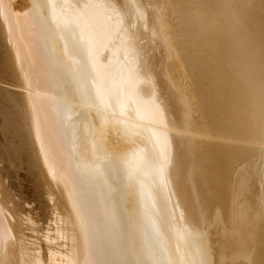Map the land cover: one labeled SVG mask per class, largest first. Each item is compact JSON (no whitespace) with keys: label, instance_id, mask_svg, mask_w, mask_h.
<instances>
[{"label":"bare ground","instance_id":"obj_1","mask_svg":"<svg viewBox=\"0 0 264 264\" xmlns=\"http://www.w3.org/2000/svg\"><path fill=\"white\" fill-rule=\"evenodd\" d=\"M0 60V264H264V0H0Z\"/></svg>","mask_w":264,"mask_h":264},{"label":"rangeland","instance_id":"obj_2","mask_svg":"<svg viewBox=\"0 0 264 264\" xmlns=\"http://www.w3.org/2000/svg\"><path fill=\"white\" fill-rule=\"evenodd\" d=\"M8 78V73L2 68L0 60V78ZM0 86V166L4 168L5 181L13 194L22 201L27 202L31 207L33 220L43 222L50 216L49 203L41 186L35 169L20 149L17 136L11 131L8 120L4 117L5 108L10 105L3 101L2 95L10 93ZM14 94V93H12ZM27 175V176H26ZM33 205V206H32ZM40 218V219H39ZM36 226L37 223H36Z\"/></svg>","mask_w":264,"mask_h":264}]
</instances>
